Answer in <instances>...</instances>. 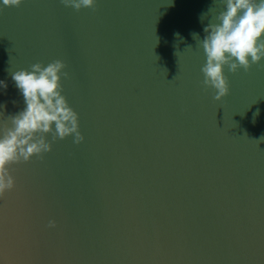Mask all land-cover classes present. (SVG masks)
Masks as SVG:
<instances>
[{
	"label": "water",
	"instance_id": "95a60500",
	"mask_svg": "<svg viewBox=\"0 0 264 264\" xmlns=\"http://www.w3.org/2000/svg\"><path fill=\"white\" fill-rule=\"evenodd\" d=\"M221 9L0 6V129L24 107L11 72L60 59L84 136L48 134L50 152L9 165L0 264H264V60L225 67L229 93L214 99L191 33Z\"/></svg>",
	"mask_w": 264,
	"mask_h": 264
},
{
	"label": "clouds",
	"instance_id": "9594fccd",
	"mask_svg": "<svg viewBox=\"0 0 264 264\" xmlns=\"http://www.w3.org/2000/svg\"><path fill=\"white\" fill-rule=\"evenodd\" d=\"M218 2L222 9L204 26V38L191 33L205 56L200 69L204 77L202 83L215 90V100H221L229 93L225 67L236 73L240 68L247 70L264 60V0ZM22 3L23 0H0L3 7H18ZM61 3L80 10L93 8L97 0H61ZM207 13H201V22ZM175 35L179 37V33ZM65 67L64 61L57 59L47 65L34 63L30 69L11 72L24 107L10 117V127L0 129V198L15 187L9 165L28 162L33 156H42L52 150L48 134L52 135L53 141L69 136L75 144L84 140L78 113L62 94L61 79L69 76ZM6 87L5 82L0 81V88ZM49 226L54 227V222L50 221Z\"/></svg>",
	"mask_w": 264,
	"mask_h": 264
}]
</instances>
